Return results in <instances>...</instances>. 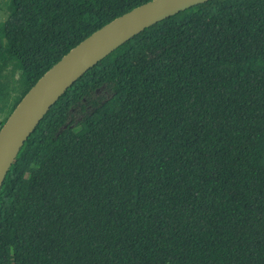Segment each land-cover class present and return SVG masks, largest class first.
Masks as SVG:
<instances>
[{
    "label": "trees",
    "instance_id": "trees-1",
    "mask_svg": "<svg viewBox=\"0 0 264 264\" xmlns=\"http://www.w3.org/2000/svg\"><path fill=\"white\" fill-rule=\"evenodd\" d=\"M4 1L0 127L148 0ZM0 264H264V0L189 7L68 87L3 179Z\"/></svg>",
    "mask_w": 264,
    "mask_h": 264
},
{
    "label": "water",
    "instance_id": "water-1",
    "mask_svg": "<svg viewBox=\"0 0 264 264\" xmlns=\"http://www.w3.org/2000/svg\"><path fill=\"white\" fill-rule=\"evenodd\" d=\"M208 0H148L97 28L47 69L0 127V188L24 141L88 69L145 28Z\"/></svg>",
    "mask_w": 264,
    "mask_h": 264
},
{
    "label": "rangeland",
    "instance_id": "rangeland-1",
    "mask_svg": "<svg viewBox=\"0 0 264 264\" xmlns=\"http://www.w3.org/2000/svg\"><path fill=\"white\" fill-rule=\"evenodd\" d=\"M6 5L7 3L4 0H0V21H2L9 12L8 6Z\"/></svg>",
    "mask_w": 264,
    "mask_h": 264
}]
</instances>
